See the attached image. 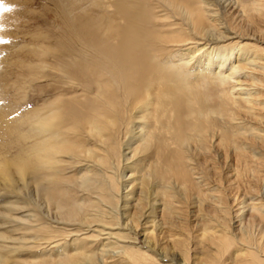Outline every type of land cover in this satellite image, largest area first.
<instances>
[{
	"label": "bare ground",
	"instance_id": "6f19581e",
	"mask_svg": "<svg viewBox=\"0 0 264 264\" xmlns=\"http://www.w3.org/2000/svg\"><path fill=\"white\" fill-rule=\"evenodd\" d=\"M116 1L41 143L0 157V264H264V27L232 24L264 0Z\"/></svg>",
	"mask_w": 264,
	"mask_h": 264
},
{
	"label": "rangeland",
	"instance_id": "374dc122",
	"mask_svg": "<svg viewBox=\"0 0 264 264\" xmlns=\"http://www.w3.org/2000/svg\"><path fill=\"white\" fill-rule=\"evenodd\" d=\"M0 4L7 9L0 11V157L14 160L41 143L44 136L38 123L56 107L54 101L72 94L77 87L73 82L80 84L81 67L89 66L92 56L80 48V35L114 28L119 16L107 8L108 0H0ZM253 16L256 25L246 17L235 18L232 24L253 33L256 26L264 27L260 24L264 18ZM12 197L0 191V206ZM32 254L38 255L26 251L21 259Z\"/></svg>",
	"mask_w": 264,
	"mask_h": 264
},
{
	"label": "snow or ice",
	"instance_id": "6c2138e0",
	"mask_svg": "<svg viewBox=\"0 0 264 264\" xmlns=\"http://www.w3.org/2000/svg\"><path fill=\"white\" fill-rule=\"evenodd\" d=\"M7 9L6 8H4L3 6H2V4H0V11H6Z\"/></svg>",
	"mask_w": 264,
	"mask_h": 264
}]
</instances>
